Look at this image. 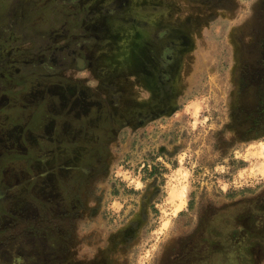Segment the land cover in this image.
I'll return each instance as SVG.
<instances>
[{
	"label": "rangeland",
	"instance_id": "rangeland-1",
	"mask_svg": "<svg viewBox=\"0 0 264 264\" xmlns=\"http://www.w3.org/2000/svg\"><path fill=\"white\" fill-rule=\"evenodd\" d=\"M72 1L11 0V8L30 11L21 10L17 17L15 12L13 18L10 12L0 15V88L17 83L0 90L5 106L10 100L21 109L44 98L41 109L51 118L58 111L71 113L77 93L98 101L97 108L107 98L104 84L122 91V45L130 41L127 34H136L130 10L139 13L132 6L140 1L158 5L161 19L177 20L179 31L189 33L192 50L172 101L145 107V114L150 110L160 118L140 128L121 130L116 124L101 151L104 171L81 193L74 188L81 202L73 207V191L67 188H58L69 193L59 210L46 206L41 186L30 190L25 153L36 140L29 134L16 139V152H4L0 264H27L30 250L33 260L28 264H52L51 248L59 243L67 251L64 264H92L100 249L108 264H264V0H134L113 11L121 15L122 30L103 29L97 34L107 37L93 41L87 51L80 49L87 67L81 72L66 69L76 67L72 56L89 41L74 33L83 28V13L104 12L106 0L89 5ZM105 5L110 7L108 1ZM11 20L14 30H9ZM42 46H47L45 57L38 53ZM57 61L67 62L56 67ZM32 71L48 74V92L45 87L43 92L41 82H47L39 75L29 76ZM136 90L135 85L123 92L131 97L140 94ZM142 94L139 98L147 101V91ZM14 116L0 113L2 150L14 149L8 132ZM125 232L133 238L129 244ZM234 233L240 245L233 241ZM8 247L10 253L4 251Z\"/></svg>",
	"mask_w": 264,
	"mask_h": 264
},
{
	"label": "flooded vegetation",
	"instance_id": "flooded-vegetation-1",
	"mask_svg": "<svg viewBox=\"0 0 264 264\" xmlns=\"http://www.w3.org/2000/svg\"><path fill=\"white\" fill-rule=\"evenodd\" d=\"M84 1H88V5L93 2L91 0H73L72 2H80L83 4ZM107 1L110 5L109 8L105 5ZM2 2L0 1V15L4 12H10L8 16L13 18L15 12L17 17L19 15L18 12L21 13V10L25 13L29 10L26 6L19 9L11 8V0L4 4ZM106 2L102 5V8H104V12L102 11V13L97 15L96 12L98 11L83 13L82 17H80L81 27L83 25L82 30L79 28V31L76 32L73 27L75 31L74 37H89V41H85V43L77 49L78 55L72 56L73 63L75 62L77 64L76 67H67V70L75 71L77 69V72H81L87 68L82 65L85 58L79 54L82 53L81 50L83 49L87 51L93 48L90 46V44H93V41L97 43L102 41L104 37H107L104 34L97 33H104V31H102L103 29L109 32L114 31V29L117 31L116 29L118 28H121V30L123 29L120 24L123 22L120 17L121 15H117L115 12L128 7L130 2L134 3V0H106ZM111 3L115 4V7L111 8ZM145 6H147V8H145ZM133 8L137 11L139 10V13L130 10L132 15L136 17L133 21L136 22L137 30L135 36L127 34L126 38L131 42L127 41L122 45V48L124 46L123 51L125 52L124 57H122L123 69L120 73L122 91L117 93L115 84H104L105 96H107V98L102 105L96 108L95 103L98 101L90 97L80 98L79 93H77V100L75 99V102L71 104V113L60 114L58 111L50 118L46 116L44 110L41 109L45 104L44 98L37 99V102L33 105L29 102L24 104V108H21L23 110L17 109V106L11 104L10 100H7L9 103L5 106L3 99H0V113L7 112L10 113L11 116L15 115V124L11 128H8V132H10L9 137H13L15 140L14 149L10 146L4 147L5 149L3 150L0 149V158L4 152H16V139L18 137L25 138L23 135L29 134L32 139L36 140V145L30 146L25 153L27 154V175L30 176L27 183L30 190H33L36 186H41V188H43V193H41L40 198L43 199L46 206L51 208V210H59L58 208H60L65 201L63 195L69 194L65 191L60 192L58 188H67L72 192L74 188L80 187L79 191L81 193L87 187L88 183L96 179V177L104 171L103 153L101 151L103 147L107 149L106 144L113 138L117 123L121 124L118 126V129L121 130L130 125H135L139 128L145 126L147 123L160 118V116H152L150 110H148L150 115L145 114V107L154 105L155 103H157V105L169 104L172 101L173 94L176 93L175 84L178 77L184 72L187 54L192 50L190 47L192 40L189 33L186 34L184 31H179L180 28L178 27L179 23L177 20L173 18L172 20L161 19L160 16L162 13L158 5H150L149 1H140L139 4L133 5L132 9ZM3 15H5V13ZM21 17H24V15H21ZM101 18L106 19L105 22L107 24L104 25ZM115 18H117V20H113ZM113 21L119 22L117 24L113 23ZM14 25L15 22L11 20L9 30H14ZM91 29L96 33H91ZM39 37L42 40V38H45V34L40 32ZM112 39L114 40V38ZM46 48L47 46H42L40 50H38V53H40L42 57L46 56L44 54ZM128 60H130L129 63ZM66 62L67 61L60 64V61H57L56 67H61ZM40 63H46L44 65H46L51 72L56 70L54 66L49 65L48 60H41ZM28 74L29 76L39 75L41 81H46L47 83L41 82L40 86H42L43 92L44 87L46 88V92H48L49 89L47 84L49 76L46 72L35 73L32 71ZM57 74L59 75L61 73L57 72L54 75ZM131 74L134 77H130L129 75ZM15 79L21 81L20 77H16ZM58 84H61V82ZM135 85L137 88L136 91H140V94L132 93L131 97L130 94L128 97V94L123 91L127 88L135 87ZM14 86H17V83L13 86L9 85L8 87L0 88V90L6 92L9 87L12 89ZM35 86L38 87L39 85L36 84ZM132 91L134 92V90ZM145 91H147L148 94L147 101L145 98H139L143 96L142 92L145 93ZM152 92L156 94V99L153 98L152 104H145L151 100L150 97L154 96ZM136 99L138 103L134 102ZM147 109H150V107ZM17 110H19V112H17ZM18 122H20L19 126ZM20 131L22 135L19 133ZM11 132L15 133V135H11ZM18 133L20 136L17 135ZM84 159L87 160L84 161ZM36 163L39 165L38 168L35 167ZM147 165L148 168H151L150 164ZM143 166L145 167L146 164ZM38 169L40 170L36 172ZM150 174H152V172ZM34 182L37 184H33ZM75 193L77 192L73 191V199L70 201L72 207L73 204L79 201L76 200L77 195ZM80 202L81 200L79 203ZM79 208L80 206L78 204V209ZM58 214L61 215L59 212ZM125 235L126 244L132 242V236H128L127 233ZM237 239L238 242L236 245H240L241 241L234 233L233 241ZM59 245L60 246H57V248L55 246L51 248L52 264H64L67 260V251L65 247H62L60 243ZM55 248L57 250L56 254L52 252ZM4 251L10 253L9 247L8 250ZM27 253L29 254L26 257L28 264L29 261L33 259H30L31 250ZM75 253L76 250H74L73 255L77 256ZM104 254L105 257L102 258L103 252L100 249L99 254L92 258V264H108L110 260L106 256V253ZM251 261L252 260H250V262ZM76 264H84V262L77 261Z\"/></svg>",
	"mask_w": 264,
	"mask_h": 264
}]
</instances>
